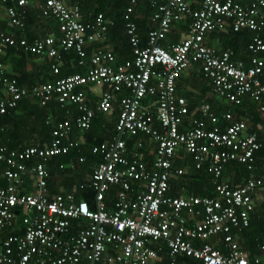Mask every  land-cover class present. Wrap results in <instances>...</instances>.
Listing matches in <instances>:
<instances>
[{"label": "built area", "instance_id": "1", "mask_svg": "<svg viewBox=\"0 0 264 264\" xmlns=\"http://www.w3.org/2000/svg\"><path fill=\"white\" fill-rule=\"evenodd\" d=\"M29 1L0 0L10 25L23 28ZM140 3L151 8L144 44L132 17ZM38 9L55 23L57 35L27 41L0 29V56L16 45L44 55L54 77L24 87L0 60V116L24 98L41 106L54 100L66 114L65 106L75 105L78 113L57 120L47 142L19 149L0 145V264H151L164 251L167 264H176L178 255L200 264H259L258 257L248 259L237 235L249 224L253 193L264 188V174L253 173L256 155L264 154V137L248 133L244 120L216 113L208 104L184 120L186 99L177 94L175 81L199 64L211 95L234 105L247 97L264 115V38L258 33L264 27V0H200L197 8L187 0H128L121 19L130 57L116 62L110 49L96 46L83 73L63 76L57 75L61 54L71 50L77 64L85 66L86 46L106 42L112 21L100 11L83 21L79 6L64 0H42ZM184 19L181 39L164 43L171 24ZM226 29L251 32L245 65L232 58L230 47L204 42L208 34ZM87 85L102 87L93 106L86 102ZM115 103L113 133L88 147L95 161L87 179L50 192L48 161L78 151L83 143L71 137L72 131H86L94 113ZM126 138H135L132 149ZM143 148L150 161L142 157ZM184 154L214 179L211 195L168 193L170 179L186 173L187 165L176 164ZM76 161L82 163L84 156ZM230 161L250 172L240 184L221 179ZM25 175L32 180L30 192L24 190ZM85 189L91 192L90 204L78 197ZM213 238L223 243L221 249L211 244Z\"/></svg>", "mask_w": 264, "mask_h": 264}, {"label": "crops", "instance_id": "2", "mask_svg": "<svg viewBox=\"0 0 264 264\" xmlns=\"http://www.w3.org/2000/svg\"><path fill=\"white\" fill-rule=\"evenodd\" d=\"M41 2L42 0H30L28 2L25 8L26 13L27 14L35 13L36 15H38L40 20L38 21V23L35 22L34 24L29 25L27 28L26 27L24 28L25 24L23 22L22 29H19L17 26L10 25L7 22V17L3 9V4H0V28L1 30L10 32L13 35L15 33L16 38L24 37L26 38L27 41H31L32 38L34 37H42L46 34L53 33V29L54 27H56L55 23L53 21L51 22L46 21L45 18L39 15L38 6ZM187 2L193 8H197L200 0H187ZM64 3L67 6L71 4H77L79 6L80 13H81V19L83 21L90 20L93 14L95 13L94 9H95L96 4L94 0H64ZM9 4L15 5L13 1L10 2ZM105 11L107 10L105 9ZM134 15L140 19H142L143 16L146 15L145 5H143V3L136 5ZM112 16H114L113 13L111 14L109 13L108 15L104 14V17H106L107 19L113 22ZM142 22H143L142 25L148 29L152 25V21L150 20V14L149 15L147 14V16L145 17L144 20H142ZM186 29H187V19L172 23L170 30L167 33L164 43H171V42L178 41L179 39H181ZM246 32L249 33V35L247 36L241 35V37L234 36L235 35L234 32L230 31L229 29H226L225 31L213 32V33L208 34L204 38V42L206 44L213 45L217 49L230 47L231 44L236 45L237 47L236 49H232L230 47L234 51L232 58L235 60L242 61L243 64L245 65L247 63V53H245V50H246L245 45L249 41V37L251 35L250 31H246ZM259 32H261L260 36H263L264 28L260 29ZM168 34H170V36H168ZM168 39H170V41ZM100 45H104L106 48L110 49L114 53L116 62L120 61L121 59L129 57L123 54V51L121 49V45H119L118 39L116 40V39H113L112 37L108 38L107 36V40L103 44L91 43L86 46V56L84 58L85 66L83 67L79 66L78 64H77L78 67L76 68H74L71 65H66V59L68 58L69 54L62 53L60 60H59L58 73L60 71L62 72V70H65V72H67L66 75L72 72H79V70L82 71L83 73L86 70V67L89 65L88 57H89V53L91 52V49L96 46H100ZM12 47H13L12 49H9V50L6 49L4 53L1 54L0 60L4 64L6 73L9 76L14 77L15 80L18 81V84L24 87H29L31 85L39 84L43 81L51 80L53 78V75L51 74L50 69H49V60L47 57H45L44 55H36L30 52H27L17 45L12 46ZM260 56L264 58V53H261ZM73 69L75 70L73 71ZM199 76L202 77V79ZM262 81L264 82V80ZM175 82H176L175 85H176V90H177L176 92L178 95L184 96L183 92H185V90H191L196 93V92H199L200 90H203V88L206 86L207 90L205 92L204 97L206 98L209 97L212 99L210 101L211 103L209 102L202 103L204 101L202 100L201 102L199 100L200 104H197L194 110L188 111V114L186 115L184 120H187V118L189 117H196L198 115L197 108L202 104H208L210 107L214 108L212 110L216 112L218 111L221 114L228 112L230 113L232 119L244 120L246 123V131L248 133H255L259 138L264 137V115H261L256 111L255 109L256 104L252 102L250 99H248L247 97H244L242 103L235 106L234 104H231L229 102H226L222 99H219L211 95V93L209 92V86H208L207 80L201 75L199 64H196V63L191 64L189 67H187L185 70H183L179 74ZM101 89L102 87L94 86V85H87L84 87L87 105L89 106L94 105L95 101L99 97V93ZM206 93H208L209 95H207ZM184 98L186 99L185 96ZM21 100H25L24 104L26 108L25 110L18 111L17 113H15V115H17V118L22 117L26 121V123L25 125H22V128L19 129V131L14 133L15 134L14 136L13 134L12 135L8 134L9 136L6 137L5 133H3L4 135H1L2 137L0 136L1 137L0 145H4L7 148L19 149V148H23L25 145H31L37 142L39 143L47 142L50 137V135L48 134L45 138H43L44 137L43 135H42L43 137H40L41 135L37 133L38 134L37 135L38 139H37L36 132L30 131L31 129L34 130V128H32L31 125H35L34 121H35L36 113H32L31 115L25 114V111L30 109V107L33 104L37 106L35 107L37 109L38 107H42V106L39 105L34 99L24 98ZM44 107L46 110L45 118L47 119V117H50L49 119H50L51 127L57 120H60L65 116L73 119L78 113L75 105H71V104L65 106L67 107L66 110H68V114L64 113V110L61 107H59L58 104L54 100L49 101L46 104V106L44 105ZM116 111L117 109H116V103H115L113 104L111 110H108L102 114L103 119L111 120V117L113 115L115 118ZM256 112L258 113L257 115L259 116V118L254 120V116L256 115ZM9 127L10 126L8 123L1 124L0 131L4 132L5 130L9 129ZM104 128L105 127L100 128V126H97L95 129V134L96 135H100V134L102 135L110 134L111 135L113 133V127H112V131L111 129L109 130V129H104ZM104 131L106 133H104ZM86 132L87 131L80 132L74 129L71 133V137L76 138V139H81L83 143V147H84V144H88L86 140V135H87L85 134ZM141 136L143 135H140V137ZM107 137L108 136H106V138ZM40 138H43V141H40L39 140ZM134 139L135 138H126V143L130 141V143H128L127 145L128 150L132 149L133 147L132 143ZM144 140H146L145 137H144ZM86 148H88V146ZM144 150H145L144 148L143 150H141L142 157L146 161H150L151 156L146 155ZM80 155L84 156V161H83L84 163L82 162L83 164H79L77 161H75L74 157H72V159L67 160L66 162L59 161L57 164H53V165H56L55 167H53V165L50 163L51 162L50 160L48 161L47 166L49 168L51 167L53 171L59 170L58 169L59 164H62L64 168L61 171L59 170V173H57L53 179L51 178L49 180L48 189L50 190V192L54 193L61 189H66L65 186L67 185H69L70 187L75 186L78 184L80 180L87 179L91 166L94 164L95 159L92 158L88 160V157H86V155L84 154H80ZM59 157H62V156H59ZM259 159L261 163L258 167L260 169L259 168L257 169L262 172L259 174H264V159L262 158H259ZM242 166L244 167V165ZM187 169L188 167H186V171ZM253 173L255 174V172ZM236 174L237 173H235V171H232V170L227 171L223 169L221 179L227 180L228 182L233 184L232 181L236 177L235 176ZM259 174H256V175H259ZM245 178H246L245 176L243 177V180H241L242 178H239L238 183H235V184L242 183ZM0 181L3 183V180L1 178H0ZM31 181H32L31 177L25 175L23 182L26 185L24 187V190L27 192H30L32 190ZM182 184L184 183L182 182V180H179V178L178 179L171 178L168 193L171 195H184L185 192L183 193V191L180 189V186H182ZM252 201H253L254 207H253V212H252L253 214L251 215V218L254 219V218H258V216L262 212H264V188L257 189L253 193ZM256 225L257 223L255 221L251 225L248 224V226L245 227L239 235H237V238H238L237 242L239 246L241 247V249L246 253L249 260H251L253 257H258L259 264H264V259H263L264 257V230H261L260 227ZM210 242L213 246L219 247L220 249L223 247V243L221 241L218 242L216 238H213ZM182 257H185V256L178 255L176 259V264H195L192 262H187V261L185 262V260H181ZM178 258H179V261H178ZM165 261H167V258H166V253L164 251L160 253V260L157 261L156 263H151V264H166ZM196 262H197L196 264H200L199 261H196Z\"/></svg>", "mask_w": 264, "mask_h": 264}, {"label": "trees", "instance_id": "3", "mask_svg": "<svg viewBox=\"0 0 264 264\" xmlns=\"http://www.w3.org/2000/svg\"><path fill=\"white\" fill-rule=\"evenodd\" d=\"M94 2L96 4L95 9H94L95 12L101 11L106 15H108L109 13L114 14V16H112V18H113L112 25H110L107 29V36H108V38L112 37L113 39H116V40L118 39V42H119V45H121V49L123 51V54L130 57L131 53L129 50V45L127 43L126 37L123 33V22L121 19L122 11H123L124 7L126 6L128 0H94ZM143 5H145V14L146 15H144L142 19L135 16L134 12L132 14L133 20L136 24L137 32H138L139 37H140V43L141 44L144 43L146 29H147L145 26L142 25V23H143L142 20H144L145 17L147 16V14L149 15L151 12V8L149 7V5L147 3H143ZM105 9L107 11H105ZM23 20H24V24H25L24 28L25 27L27 28L29 25H32L35 22L38 23L40 18L35 13H28V14L26 13ZM45 20L51 22V20H49V19L45 18ZM246 31L247 30H240V31L234 32V34H235L234 36H239V37H241V35L247 36V35H249V33H247ZM53 33L57 35V33H58L57 27H54ZM258 33H260L259 35H261V32L258 31ZM14 35H15V33H14ZM15 37H16V35H15ZM261 37L264 38V35ZM28 39H30V38H28ZM168 40L170 41V39H168ZM230 47L232 49L237 48L236 45H232V44L230 45ZM12 48L13 47H10V48H8V50L12 49ZM245 48H246V45H245ZM64 53L69 54L68 58L66 59V65H71L74 68L78 67L77 58H76V55L73 53V51L69 50V51L64 52ZM245 53H247L246 50H245ZM247 56H248V53H247ZM70 59H71V61H70ZM74 70L75 69H73V71ZM79 72L82 73V71H80V70H79ZM66 73L67 72H65V70H62V72L60 71L58 73V76L66 75ZM260 76H261V79L264 80V67H263V73ZM200 78L202 79V77H200ZM17 83H18V81H17ZM204 88H203V90H200L199 92H196V93L191 91V90H185V92H183L184 96L186 97V100H187L186 102H187L188 111L194 110L196 108L197 104H200L199 100L201 102L203 100L204 102H202V103H208V102L211 103L210 102L212 100L211 98L204 97L205 92L207 90L206 86ZM24 103H25V100L19 101L15 107L8 109V111L6 113H4V114H2V116H0V126H1V124H4V123H8L10 126L9 129L5 130L4 132L0 131V136L4 135L3 133L6 134V137L9 136L8 134H10V135L13 134V136H14L15 135L14 133L19 131V129L22 128V125H25L26 121L22 117L17 118V115H15V113H17L18 111L25 110L26 107H25ZM35 107H37V106L33 104L30 107V109L25 111L26 115H31L32 113H36L35 114V121H34L35 125H31V127L34 128V130L30 128L31 129L30 131L36 132V138L37 139H38V136H37L38 134L41 135L40 137L44 136L43 138H45L49 134V131L51 128V123H50V121L46 122L45 107L44 106L38 107V109ZM239 107H241V106H239ZM211 109H214V108L211 107ZM216 113H219V112L217 111ZM102 114H103L102 112L94 113V116L91 120L89 128L86 130L87 132L85 133V134H87L86 140H87L88 144H84V147L82 144V146L80 147L81 151L79 149V151H77V150L76 151L75 150L70 151L69 154L56 155L50 159V161H51L50 163L53 165V164H57L59 161L66 162L67 160L72 159V157H74L75 161H76L78 155H80V154L86 155V157H88V160H90L92 158L94 159V157L90 154L88 148H86V147L87 146L89 147V145L101 141V139L106 138V136H108V137L110 136V134H108V135H105V134L104 135H102V134L96 135L95 134L96 127L97 126H100V128L105 127L104 129H109V130L111 129V131H112L113 123L115 120L114 115L111 117V120H105V119H103ZM257 114L258 113L256 112V115L254 116V120L259 118V116ZM103 120H105L107 122H105ZM104 133H106V132L104 131ZM43 138H40L39 140L43 141ZM128 143H130V141L127 142V145H128ZM59 156H62V157H59ZM261 156H263L262 159H264V154L258 153V155H256L255 167L253 170V172H255V174L262 173L261 171H259L257 169V168H259L258 166L261 163L259 161L260 160L259 158H261ZM83 163H79V164H83ZM176 164L182 165V166H185V165L188 166L186 173L183 174L182 176H180V178H179V180H182V182L184 183V184H182L184 186L183 193L185 192V194L189 193V194H197V195H205V194L211 195L213 193V186L212 185H213L214 179L203 168L195 169L191 163V160H190V157L188 154H184L182 159H177ZM55 166L56 165H53V167H55ZM224 170H227V171L232 170V171H235V173H237L235 175L236 177L232 181L233 184L238 183L239 178H242L241 180H243V177L244 176L247 177L250 173L249 171L245 170V168L242 165H240L238 162H235V161L228 162L224 166ZM47 171H48V176H49L47 178V182L49 183V180L51 178L53 179L56 176V174L59 173V170L53 171L51 167L49 168L47 166ZM222 173H223V171H222ZM2 184H4V182L2 183L0 181V185H2ZM68 186L69 185L65 186L66 189H64V190L69 189L70 186L69 187ZM78 193H79L78 197L87 200L89 202V204L91 203V192H90V190L85 189L83 191H78ZM254 221L257 223L256 226L260 227L261 230H264V212H262L258 216V218L252 219L250 216L249 225H251ZM181 260H185V262L187 261V262H192L195 264L197 263L196 262L197 260L189 258V257H182ZM178 261H179V258H178ZM165 263L167 264V261H165Z\"/></svg>", "mask_w": 264, "mask_h": 264}, {"label": "rangeland", "instance_id": "4", "mask_svg": "<svg viewBox=\"0 0 264 264\" xmlns=\"http://www.w3.org/2000/svg\"><path fill=\"white\" fill-rule=\"evenodd\" d=\"M168 36H170V34H168ZM207 95H209L208 93H206ZM263 259H264V257H263Z\"/></svg>", "mask_w": 264, "mask_h": 264}, {"label": "bare ground", "instance_id": "5", "mask_svg": "<svg viewBox=\"0 0 264 264\" xmlns=\"http://www.w3.org/2000/svg\"><path fill=\"white\" fill-rule=\"evenodd\" d=\"M176 83V82H175ZM177 91V90H176ZM2 116V115H1Z\"/></svg>", "mask_w": 264, "mask_h": 264}]
</instances>
